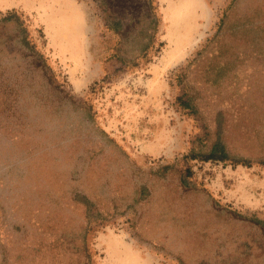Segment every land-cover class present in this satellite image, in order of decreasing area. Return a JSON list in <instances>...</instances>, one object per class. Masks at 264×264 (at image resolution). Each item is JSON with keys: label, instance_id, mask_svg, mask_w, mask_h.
Listing matches in <instances>:
<instances>
[{"label": "water", "instance_id": "obj_1", "mask_svg": "<svg viewBox=\"0 0 264 264\" xmlns=\"http://www.w3.org/2000/svg\"><path fill=\"white\" fill-rule=\"evenodd\" d=\"M124 23L118 53L140 57L155 32L150 0H103ZM16 22L0 24V242L6 264H90L87 205L137 212L136 232L183 264H264V227L188 188L178 169L141 170L67 94ZM194 104L234 159L264 161V0H236L185 73ZM142 187L146 196L142 197ZM11 225L19 231L13 230Z\"/></svg>", "mask_w": 264, "mask_h": 264}, {"label": "rangeland", "instance_id": "obj_2", "mask_svg": "<svg viewBox=\"0 0 264 264\" xmlns=\"http://www.w3.org/2000/svg\"><path fill=\"white\" fill-rule=\"evenodd\" d=\"M235 1L150 0L154 36L133 62L118 53L121 26L103 0H0V24L16 22L23 45L138 168L162 178L178 169L186 187L204 189L218 206L264 227V161L231 158L220 117L218 140L207 148L210 131L185 81ZM76 198L87 205L90 264H183L137 234L134 208L105 217ZM5 222L0 206V230ZM6 262L0 242V264Z\"/></svg>", "mask_w": 264, "mask_h": 264}, {"label": "flooded vegetation", "instance_id": "obj_3", "mask_svg": "<svg viewBox=\"0 0 264 264\" xmlns=\"http://www.w3.org/2000/svg\"><path fill=\"white\" fill-rule=\"evenodd\" d=\"M150 6H151V3H150ZM114 22L118 23L120 26H121V31L119 33H121L124 29V23L122 21V19L118 18V17H113L112 18ZM146 195V189L145 187H142V196H145ZM18 230V229H16Z\"/></svg>", "mask_w": 264, "mask_h": 264}, {"label": "bare ground", "instance_id": "obj_4", "mask_svg": "<svg viewBox=\"0 0 264 264\" xmlns=\"http://www.w3.org/2000/svg\"><path fill=\"white\" fill-rule=\"evenodd\" d=\"M188 1V0H187ZM177 4V3H176ZM176 7V6H175ZM178 8H179V6H178ZM186 11V10H185ZM175 16V15H174ZM177 16V15H176ZM172 19V18H171ZM172 22V21H171ZM175 24V23H174Z\"/></svg>", "mask_w": 264, "mask_h": 264}, {"label": "trees", "instance_id": "obj_5", "mask_svg": "<svg viewBox=\"0 0 264 264\" xmlns=\"http://www.w3.org/2000/svg\"><path fill=\"white\" fill-rule=\"evenodd\" d=\"M21 43H22V44H24V42H23V41H22Z\"/></svg>", "mask_w": 264, "mask_h": 264}]
</instances>
